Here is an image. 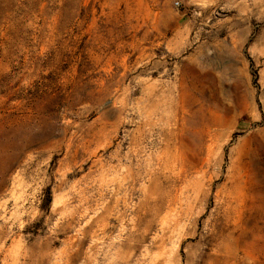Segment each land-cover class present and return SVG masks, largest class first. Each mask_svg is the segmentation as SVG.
<instances>
[{
    "label": "rangeland",
    "instance_id": "1",
    "mask_svg": "<svg viewBox=\"0 0 264 264\" xmlns=\"http://www.w3.org/2000/svg\"><path fill=\"white\" fill-rule=\"evenodd\" d=\"M179 7L0 0V264H264V0Z\"/></svg>",
    "mask_w": 264,
    "mask_h": 264
},
{
    "label": "crops",
    "instance_id": "2",
    "mask_svg": "<svg viewBox=\"0 0 264 264\" xmlns=\"http://www.w3.org/2000/svg\"><path fill=\"white\" fill-rule=\"evenodd\" d=\"M180 7L176 9L177 27L175 34L171 37V42L181 44L187 38H195L198 17L206 14L220 0H178ZM188 33V34H187ZM179 46V45H177ZM176 46V47H177Z\"/></svg>",
    "mask_w": 264,
    "mask_h": 264
},
{
    "label": "built area",
    "instance_id": "3",
    "mask_svg": "<svg viewBox=\"0 0 264 264\" xmlns=\"http://www.w3.org/2000/svg\"><path fill=\"white\" fill-rule=\"evenodd\" d=\"M177 5H179V3H177Z\"/></svg>",
    "mask_w": 264,
    "mask_h": 264
}]
</instances>
